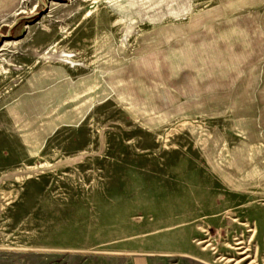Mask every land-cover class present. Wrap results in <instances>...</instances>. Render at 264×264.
Returning a JSON list of instances; mask_svg holds the SVG:
<instances>
[{
    "label": "rangeland",
    "instance_id": "rangeland-1",
    "mask_svg": "<svg viewBox=\"0 0 264 264\" xmlns=\"http://www.w3.org/2000/svg\"><path fill=\"white\" fill-rule=\"evenodd\" d=\"M236 238L264 256V0H0V264Z\"/></svg>",
    "mask_w": 264,
    "mask_h": 264
},
{
    "label": "bare ground",
    "instance_id": "bare-ground-1",
    "mask_svg": "<svg viewBox=\"0 0 264 264\" xmlns=\"http://www.w3.org/2000/svg\"><path fill=\"white\" fill-rule=\"evenodd\" d=\"M250 228V227H248ZM255 229H249L250 232H253ZM235 243L233 245H228L231 249L235 251V253L239 256L237 258H220L221 261L225 260L226 263H234V264H264V256H260V254H256L254 258L250 261L251 258L248 254L249 249L248 247L244 246L245 242L241 238H236ZM202 244V242H199ZM205 250V247H204Z\"/></svg>",
    "mask_w": 264,
    "mask_h": 264
}]
</instances>
